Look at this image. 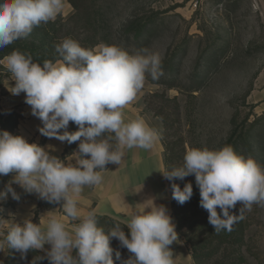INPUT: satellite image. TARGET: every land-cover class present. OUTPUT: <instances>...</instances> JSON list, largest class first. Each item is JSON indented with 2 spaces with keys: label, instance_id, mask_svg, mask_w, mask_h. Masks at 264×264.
<instances>
[{
  "label": "clouds",
  "instance_id": "1",
  "mask_svg": "<svg viewBox=\"0 0 264 264\" xmlns=\"http://www.w3.org/2000/svg\"><path fill=\"white\" fill-rule=\"evenodd\" d=\"M65 6L66 0H2L0 48L27 38L41 23L54 21ZM56 52L59 58L42 64L19 50L0 59L14 78L8 90L14 96L25 94L32 115L42 123L39 132L69 144L79 142L78 151L61 160L51 154V147L0 131V176L12 174L0 191V201L9 194L20 200L15 184L49 203H62L64 213L49 211L39 223L31 217L16 222L5 219L0 209V251L6 244L24 258L30 250L50 245L49 264H115L110 246L115 238L131 254L124 264H175L170 246L179 239L176 225L167 207L157 205L155 199L136 204L126 224L128 234L119 223L105 233L98 227L96 210L83 212L79 207L84 187L100 185L108 164L121 166L126 150H150L159 139L158 131L143 117L126 122L123 112L143 89L146 76L156 80L162 74L159 54L147 48L131 54L103 43L85 48L72 38L56 45ZM70 122L77 131H67ZM161 174L169 181L195 176L200 206L209 213V224L217 234L231 231L253 204L264 206V168L252 157L238 155L231 145L217 150L190 148L182 167ZM171 188L172 198L181 205L193 196L191 182L183 188L172 183ZM238 202L240 214H232ZM77 220L70 229L68 221ZM115 256L119 260L120 252Z\"/></svg>",
  "mask_w": 264,
  "mask_h": 264
},
{
  "label": "rangeland",
  "instance_id": "2",
  "mask_svg": "<svg viewBox=\"0 0 264 264\" xmlns=\"http://www.w3.org/2000/svg\"><path fill=\"white\" fill-rule=\"evenodd\" d=\"M78 5L77 13L66 0L62 13L47 25L46 40L35 28L18 40L43 44L75 38L81 45L103 43L131 54L143 48L158 53L162 74L156 80L146 76L133 101L160 134L175 167L183 166L190 148L231 145L264 168L260 0H79ZM244 217L242 253L248 264H264V206L253 204ZM110 246L115 264H124L131 255L115 238Z\"/></svg>",
  "mask_w": 264,
  "mask_h": 264
},
{
  "label": "crops",
  "instance_id": "3",
  "mask_svg": "<svg viewBox=\"0 0 264 264\" xmlns=\"http://www.w3.org/2000/svg\"><path fill=\"white\" fill-rule=\"evenodd\" d=\"M260 1L264 6V0ZM11 86H14L12 74L4 65H0V131L21 135L29 143L38 144L46 149L51 147L53 149L51 154L61 160L78 151L79 142L69 144L43 136L38 130L42 127V123L32 115L31 106L25 103V94L12 95L8 90ZM123 112L126 122L141 116L152 127L148 118L142 116V108L137 102H130ZM74 125L73 122H70L67 131L72 132ZM105 135L110 134L106 133ZM164 158L165 149L160 136L150 150L140 148L126 150L121 166L116 164L106 166L100 185L84 187L79 207L83 212L95 209L97 216H108L126 225L131 220L137 203L155 199L157 205L167 207L168 213L172 217L169 182L161 174L165 172ZM11 179L12 174L0 176V191H4ZM13 187L20 195V200L12 199L9 194L6 200L0 201V209H3L2 215L5 219L14 218L16 222H22L31 217L34 223H39L41 216L49 211H54L57 215L64 214L61 209L62 203H49L40 199L37 194L26 193L19 185L14 184ZM76 222L79 221H68L69 228L71 229V226ZM173 223L175 224L174 220ZM170 247L175 255V264H194L187 246L180 238ZM7 250L8 246L5 244L4 250L0 251V264H4ZM47 250H50V245H45V249L40 251L46 255Z\"/></svg>",
  "mask_w": 264,
  "mask_h": 264
},
{
  "label": "trees",
  "instance_id": "4",
  "mask_svg": "<svg viewBox=\"0 0 264 264\" xmlns=\"http://www.w3.org/2000/svg\"><path fill=\"white\" fill-rule=\"evenodd\" d=\"M69 4L77 11H80L78 1L79 0H67ZM47 25H52V21L48 23H41L40 26L35 27V30L42 34L45 40L50 36ZM77 41V39H73ZM78 42V41H77ZM55 43L49 41V43L37 44L32 41H14L12 44L7 45L4 48H0V59L11 54L14 50H19L24 54H30L33 57L34 62L43 63L45 60H52L53 62L59 58L56 52ZM99 45V43H89L81 46L86 48H92ZM78 130V126L74 125L72 132ZM253 142V141H252ZM251 141H248L249 149L252 148L249 145ZM238 146L234 149L238 155ZM242 156V155H241ZM173 155H165V171H171L176 168L173 164ZM171 190V184H179L181 188L185 184L191 182L193 185V196L192 198L184 203L179 204L172 198V218L176 225V231L179 238L187 246L189 253L194 261V264H248L246 258L242 253V246L245 243V232H246V220L244 212L242 218L238 217L232 225V230H222L218 234L211 224H209V213L200 206V190L196 184L195 176L190 175L184 180L176 179L169 181ZM218 213L221 211L217 208ZM232 214L239 215L240 211L238 203L235 209L231 210ZM98 227L104 229L105 233L109 232L116 223H119L126 234L129 233V229L125 224L117 219L108 216H97ZM79 223V222H76ZM1 238V237H0ZM42 257V259H40ZM6 264H49L47 256L40 250H30L24 258H21V254L14 249L8 248Z\"/></svg>",
  "mask_w": 264,
  "mask_h": 264
}]
</instances>
